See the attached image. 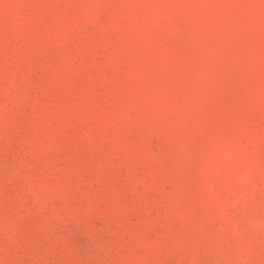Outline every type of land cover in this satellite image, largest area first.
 <instances>
[{"label": "rangeland", "instance_id": "obj_1", "mask_svg": "<svg viewBox=\"0 0 264 264\" xmlns=\"http://www.w3.org/2000/svg\"><path fill=\"white\" fill-rule=\"evenodd\" d=\"M0 264H264V0H0Z\"/></svg>", "mask_w": 264, "mask_h": 264}]
</instances>
